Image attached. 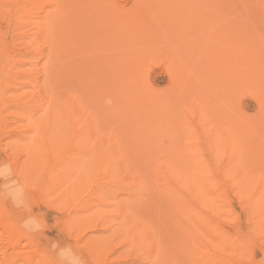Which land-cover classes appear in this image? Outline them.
<instances>
[{"label": "rangeland", "instance_id": "374dc122", "mask_svg": "<svg viewBox=\"0 0 264 264\" xmlns=\"http://www.w3.org/2000/svg\"><path fill=\"white\" fill-rule=\"evenodd\" d=\"M263 138L264 0H0V193L55 264H264Z\"/></svg>", "mask_w": 264, "mask_h": 264}, {"label": "bare ground", "instance_id": "6f19581e", "mask_svg": "<svg viewBox=\"0 0 264 264\" xmlns=\"http://www.w3.org/2000/svg\"><path fill=\"white\" fill-rule=\"evenodd\" d=\"M15 31H17V29H15ZM170 71V70H169ZM171 72V71H170ZM169 73V72H168ZM172 76V75H171ZM226 93V92H225ZM224 93V94H225ZM243 114V113H242ZM238 115V114H237ZM241 116V115H240ZM239 116V117H240ZM244 116V115H243ZM249 117V116H248ZM242 118V117H241ZM248 119V118H247ZM238 120V119H236ZM244 120V118L242 119ZM249 121V120H248ZM248 121H244L245 123H247ZM240 122V121H239ZM238 123V122H237ZM249 123V122H248ZM252 126V125H251ZM253 127V126H252ZM251 127V128H252ZM255 128V126H254ZM257 129V128H256ZM255 130V129H254ZM250 131V130H249ZM250 133V132H248ZM252 133V132H251ZM254 134V133H253ZM250 135V134H249ZM257 136H255L256 138ZM261 137V136H260ZM254 138V137H253ZM261 140V138H259ZM264 139V138H263ZM247 141V140H246ZM256 142V141H255ZM244 144V142H242ZM227 144V143H226ZM241 143H239L240 145ZM262 144V143H261ZM260 145V144H259ZM230 146V145H229ZM245 146V145H243ZM246 147V146H245ZM248 147V146H247ZM251 147V146H250ZM242 148V146H241ZM264 148V147H263ZM244 149V148H243ZM247 149V148H245ZM244 149V150H245ZM249 149V148H248ZM251 150V149H250ZM237 151V150H236ZM251 154H254V153H251ZM235 160L233 159L231 164H234ZM257 163V162H256ZM264 165V164H263ZM240 170V169H239ZM6 172H14V174L17 176L19 182L23 185V187L28 191L29 190V186L24 178V173L22 170H20L18 167H13V168H9ZM239 173V172H238ZM263 173V172H262ZM245 174V173H244ZM210 175V174H209ZM225 174H222L221 177H217V180H216V183L217 185H214L213 187V193L214 196H215V202L220 205L222 208L225 207L224 210H230V207H229V198L227 197L226 195V192L225 190L222 189L221 187V184H220V180L222 177H224ZM196 176V175H195ZM212 176V175H210ZM208 177L207 174H202V175H199V176H196L193 178V180H195L196 184L198 185V190L202 191L204 193V195H207V194H210L211 195V183L212 182H215V180L212 178V177ZM243 177V176H242ZM215 178V177H214ZM258 178V176H257ZM262 178V177H261ZM264 178V177H263ZM212 179L214 181H212ZM248 179V178H247ZM197 180V181H196ZM230 180V179H229ZM250 180V179H249ZM222 182V181H221ZM228 182V181H227ZM234 183L236 181H233ZM0 188H8V178H5L4 181L0 182ZM214 184V183H212ZM138 183L133 187L135 189H137L138 187ZM239 187V186H238ZM256 189H253V190H256L254 193L256 194H253L254 195V198L258 197L259 199V202H260V194H259V186H256ZM235 189V188H234ZM210 191V193H209ZM229 191V190H228ZM2 192V191H1ZM235 193V192H234ZM17 195V193H14V194H11V193H0V245L4 248V249H10V248H13L15 246L16 243H19V242H24L25 243V252L23 253H20L19 255H17L16 252H13L10 255L8 254H4L2 252V250L0 251V256L3 255L6 257L7 260L5 259H1L0 260V264H55L57 261H62V257L57 253V251L55 249H50V250H42L40 248H38L36 246V244L27 236V235H24L22 230H21V225L25 220L23 219L22 216L18 215L17 213H13V215L11 216L10 213L14 211V209L16 207H21V205L23 204L21 199L18 197L15 196ZM6 200H9V204L6 203L5 201ZM249 200H250V197H249ZM179 203H176V207H179L180 205H178ZM246 204V203H245ZM249 204V203H248ZM258 204V203H257ZM255 205V204H253ZM259 206V205H258ZM206 207V206H205ZM249 207V206H248ZM247 207V208H248ZM207 208V207H206ZM251 209V208H250ZM228 210V211H229ZM246 210V209H245ZM257 210V209H256ZM209 212L211 213V211L209 210ZM229 213H231V211H229ZM230 217H233L231 214H229ZM216 217H214L215 219ZM217 220V219H215ZM247 220V218H246ZM245 220V221H246ZM254 220V219H253ZM213 221V219H212ZM211 220H209V225L211 227V225L213 226V230H214V235L217 237V240L219 242H222L223 239L224 241L226 239H231L233 240V244H229V247L225 246L224 248V255L226 254L227 257L230 256V255H234L233 257H237V255L241 256L242 257H247L248 254H247V248H248V245L244 242H242V239L241 237H239L236 233H228L224 232V230H222V227H220L219 223H214L212 222ZM255 223V222H254ZM142 224V223H141ZM145 224H143L144 226ZM142 226V227H143ZM140 227V226H139ZM142 227L138 228L137 224H135L133 222L132 224V231L135 229H137L134 233L135 236H138V231L140 229H142ZM148 230V228H145L144 226V232H139V238H141L142 236H144V233H146V231ZM133 231V232H134ZM149 231V230H148ZM254 231V230H253ZM132 232V233H133ZM216 232V233H215ZM250 232L252 233V231L250 230ZM193 234L195 235V233L193 232ZM213 235V236H214ZM196 236V235H195ZM229 236V237H228ZM147 237V236H146ZM152 237V234H150V237L148 235V239H152V241H150V243L154 242L153 238ZM143 238V237H142ZM141 238V239H142ZM146 239V238H145ZM147 239V240H148ZM144 240V239H143ZM143 242V241H142ZM148 242V241H147ZM223 243V242H222ZM221 243V244H222ZM258 249L260 250V252L263 253V256H264V242L262 243H258ZM16 257V258H15ZM9 259V260H8ZM235 264H241L239 263L238 261L235 263Z\"/></svg>", "mask_w": 264, "mask_h": 264}]
</instances>
